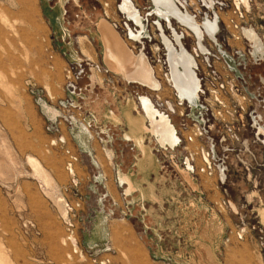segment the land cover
I'll return each instance as SVG.
<instances>
[{
  "label": "rangeland",
  "instance_id": "obj_1",
  "mask_svg": "<svg viewBox=\"0 0 264 264\" xmlns=\"http://www.w3.org/2000/svg\"><path fill=\"white\" fill-rule=\"evenodd\" d=\"M133 1L141 14L157 9L153 0ZM181 1H191L189 12L201 23L212 21L215 33L224 41L220 52L212 42L207 43L214 52L206 44L212 55L220 59L215 64V74H210L206 57L198 58L199 62L203 58L206 61L201 68V75L206 78L202 98L205 105H178L175 91L164 78L165 70L157 63L166 54L153 25L157 17H151L146 24L152 41L144 40V51L157 71L162 91L144 93L173 104L172 123L176 127L180 115L186 114L191 125L197 121L202 130L210 132L209 137L216 143L213 159L225 169V179L219 181L217 169L212 176L200 172L193 176L181 166L193 154L196 165L205 168L203 151L210 153L205 144H188L175 155L167 152L166 158L156 151L162 165L167 166L162 171L160 188L166 198H159L161 211L145 216L142 223L134 212L120 210L129 194L125 192L127 196L123 197L112 182L106 191L109 198L105 200L104 212L94 218L89 210L97 205L99 196L84 200L88 208L83 202L76 209L79 200L63 191L67 209L64 220L45 195L40 179L33 177L32 168L26 164L27 156L39 159L60 188L71 183L65 168V144L71 141L67 131L71 130L62 126L63 145L44 129L49 118L44 107L56 111V104L64 97L68 62L60 56L59 45L44 21L40 0H0L1 264H264V133H259L260 127L264 129V0H246L247 7L241 0ZM71 3V34L64 40L67 44L61 42L60 46L64 51L73 50L75 60L85 55V49L89 50L86 56L100 61L101 40L94 34L92 38L84 29L94 28L106 14L120 23L121 29L115 30L137 54L140 46L127 39L117 14L118 2L110 7L104 5L107 0ZM202 6L208 10L202 11ZM249 31L258 37V46L247 38ZM82 37H87L83 45L79 43ZM193 44V36L187 38L186 47L191 50ZM159 46L161 50L156 51ZM103 77L99 76L98 81ZM79 119L86 122L84 116ZM5 147L14 167L8 164ZM102 162L105 166L106 160ZM230 202L237 212L229 207ZM67 203L74 209L70 214ZM68 222L73 225L70 231Z\"/></svg>",
  "mask_w": 264,
  "mask_h": 264
},
{
  "label": "crops",
  "instance_id": "obj_2",
  "mask_svg": "<svg viewBox=\"0 0 264 264\" xmlns=\"http://www.w3.org/2000/svg\"><path fill=\"white\" fill-rule=\"evenodd\" d=\"M71 2L72 0H40L44 21L48 25L53 38L59 45L60 56L67 62L75 61L76 57L73 50L68 49L64 51V48L60 46L61 42L66 43V41H64L65 38L67 35L69 36V34H71L68 30L69 25L72 23V16L68 15V7L72 6ZM117 2L118 0H107V3L104 5L105 7H110V5ZM117 14L121 19L122 16L118 11ZM106 15L107 18L104 17L102 21L112 25V22L116 20L112 19L110 15ZM100 21L101 20H98V23L95 24V29L93 27H86L84 31L92 35V38L94 34L101 40L100 30L97 29V25L100 24ZM101 43L103 49L101 52L102 56L98 58L100 61L103 60L102 62L107 66V62H104L105 49L102 40ZM106 68L108 69L109 67L107 66ZM108 71L109 73L104 75L102 81H98L99 84L92 96V100L84 103V112L82 116H84L86 122H88L91 120L89 117L90 114V116L96 120L97 126L101 131L107 132V130L110 129V132L114 134L115 142L111 151L112 155H114V164L111 166L106 161V165H103L102 161L106 159L101 152L100 145L94 139H90L88 133L85 132L82 127L67 131L71 141L65 144V149L79 158L78 163L74 166L76 181L79 184L77 191L86 201L90 197L97 199L100 195V191H102L101 189H96L95 185L92 183L96 173H100L107 178V182L105 183L107 192L110 182L115 184L118 190L120 189L126 192L128 189V184L126 180H124L126 178L131 184L133 183V190L128 196L126 195V199H123L124 205H119L120 210L123 212H134L136 215L135 217L143 223L145 216H153L161 211L162 208L158 205L159 198L161 200L166 198L165 194H163V189H160L163 188L161 183L163 170L162 162H160L156 152L158 150V142L153 136H149L150 132L146 130L149 125L148 120L146 116L142 114L139 102L132 94L133 91H136L140 96L141 94H147L144 93L145 90L151 93L152 91L143 88L134 81L130 80L129 82V79L126 80L125 77L123 78L122 74H119V76L118 73L116 74L110 69H108ZM147 95L150 96V93ZM139 120L141 122H138ZM140 123H142V125L144 124V127L141 126ZM138 136L140 138L142 137V139L140 140ZM137 138H139L142 143L137 140ZM131 146H133V151H130ZM140 147L142 149H140ZM4 154L9 158L11 163L10 166L14 167L15 162L10 157L9 150L6 147L4 148ZM26 164L29 166L27 161ZM26 174L28 175V172H26ZM100 179L101 178L97 180L99 181ZM118 182L123 183L122 188L118 186ZM133 186L135 188H133ZM84 207L88 208L87 202L84 203ZM82 210L85 211L84 208H82ZM155 225H157V223H155ZM158 245L159 243H157L156 246Z\"/></svg>",
  "mask_w": 264,
  "mask_h": 264
},
{
  "label": "bare ground",
  "instance_id": "obj_3",
  "mask_svg": "<svg viewBox=\"0 0 264 264\" xmlns=\"http://www.w3.org/2000/svg\"><path fill=\"white\" fill-rule=\"evenodd\" d=\"M241 1H243L245 3L244 6L247 7V1ZM153 2L157 6L156 13L149 11L148 13L141 14L131 0H123V4L120 6L121 11L119 12L129 17V20H126V25H123L124 28H127H125V31L127 32V39L140 46L137 54H134L131 51L134 48L130 49L126 45L125 41L122 39L120 34L114 28L112 29V27H110V25H108L106 22L100 21V27L97 28L98 30H100L101 40L105 49L104 62L106 61V64L110 66L109 69L112 68L113 70L117 71L118 75L122 74L123 78L125 77L126 80L129 79V82L130 80L134 81L143 88L155 93H159L160 91H162V83L157 76V71H155L153 65L151 64L149 58L146 55V52L144 51V40L152 41L151 34L148 32V34H150L148 35L146 32V26L149 24L151 17H161L162 20H158L156 25L153 24L156 30V37L159 39L161 47H164V51H169L168 63L172 69V80L174 82L173 90L175 92L177 91L176 95H179L180 101H182L178 105H188V102H194L196 99L200 98L199 92L201 85L199 84V76L193 68L195 66H199L197 58H199L202 54H207L208 49L205 46V42L207 41L206 34H208L209 37H211L213 40L216 39V37L213 36L215 24L212 25V21L209 20L208 22L201 23L197 20V18H194L193 15H191L189 12L190 7H192L191 1H189V4L184 3L181 0H153ZM183 8L186 9V12L183 11ZM202 8V11L208 10V7L206 6H202ZM202 11L200 12V9H197V12L199 14L202 13ZM174 19L177 21V23H174ZM175 24H178L179 28L182 27L181 30L184 38L186 36H193L194 44L191 50L186 47L185 43L182 40L183 37L180 33L181 31L178 30V27H175ZM134 26H136L135 30L133 29ZM247 33L249 34V37L247 38H250V40L254 42V45L258 46V37H256V35L251 31ZM83 44L84 43H82V45ZM83 50L84 53L87 55L89 50H87L88 52L85 49ZM160 50V46L156 48V51ZM160 63H162L163 65L162 61H160ZM180 66L183 67L184 71L180 69ZM139 106L142 114L146 116L148 120L149 125L147 127V130L152 134L156 141L163 147L167 144L175 146L179 138L175 135L176 128L170 118L167 117L166 113H164L161 109L157 108L154 102L146 95H141ZM169 108L174 111L173 104L169 103ZM51 109L49 110L46 106L44 107V111H46L48 114H55L54 108L53 110ZM138 122L141 121L139 120ZM140 124L144 127V124ZM139 138H137V140H139ZM141 139L142 137L140 138V140ZM140 149L142 148L140 147ZM207 156V152H205L204 150L202 161L206 164H210V159H208ZM27 162L32 168L33 177H38L42 181L41 185L43 184V186L46 188V194H44L49 198V200H51V202L54 203L59 215L62 217V219L65 220L67 217V209L65 208L63 203L64 196L58 191L60 187L58 186L53 175L50 173L49 170L44 167L42 162L34 156H29ZM187 162L188 167L191 169L192 164L190 159H188ZM8 164L9 166L11 165L10 161L8 162ZM9 166L6 165V167ZM219 171L221 172L222 179H225V169L222 166H219ZM124 180H126L128 184V189L126 190V193L129 194L132 189L133 183L131 184L130 181H128L126 178ZM41 185L39 184V186ZM133 188L135 187L133 186ZM229 207L235 210V212H237V208L232 202L229 203ZM261 214L264 220V209ZM66 241L67 240L65 239L63 242Z\"/></svg>",
  "mask_w": 264,
  "mask_h": 264
},
{
  "label": "built area",
  "instance_id": "obj_4",
  "mask_svg": "<svg viewBox=\"0 0 264 264\" xmlns=\"http://www.w3.org/2000/svg\"><path fill=\"white\" fill-rule=\"evenodd\" d=\"M133 3L134 1L131 0ZM186 3V2H184ZM123 4V0H118L117 8L120 10V6ZM181 5V4H180ZM182 6V5H181ZM138 8V7H137ZM140 11V9L138 8ZM121 11V10H120ZM157 11V9H156ZM156 11L154 13H156ZM183 11L186 12V9L183 8ZM192 15V13L190 12ZM197 14H199L197 12ZM121 22L123 25H126V20H129V17L127 15L121 14ZM194 18H197L196 16L193 15ZM107 18V15H106ZM161 17L157 16L158 20ZM175 20V19H174ZM174 23H177L175 20ZM156 25V24H155ZM178 25V24H175ZM112 26L114 29H121V25L119 22L113 21ZM176 27V26H175ZM179 27V25H178ZM126 28V27H125ZM136 26L133 27L135 30ZM127 29V28H126ZM182 37H183V42L186 45V40L187 38L190 37H185L183 36L182 30H180ZM214 32V37H216L215 40H213L211 37H209L208 34L207 36V41L205 42L209 46L208 41L212 42V45L214 44L217 48L218 51L220 52L223 49L224 41L221 39V36H218L215 31ZM207 48V47H206ZM209 48L214 52L212 46H209ZM208 49V48H207ZM166 50V49H165ZM166 54H164V59L158 58L157 63L161 65L164 72V78L168 85H170L172 88H174V82L172 80V69L168 63V55L169 51H165ZM201 56L206 57L207 62L204 60L199 62V66H195L193 69L199 76V84L201 85L200 87V98L196 99L194 102L196 106L202 108L205 104L202 101L203 96L205 95V91L203 90V82L205 83V77L201 75V68H202V63H210L208 65V69L210 71V74H215L214 71L216 70V63L220 60L218 57L213 56L212 53L208 50L207 54H202ZM200 56V57H201ZM199 57V58H200ZM198 60V58H197ZM160 61L163 62L160 63ZM167 64H166V63ZM218 64V63H217ZM180 69L184 71L183 67L180 66ZM109 71L100 61H95L93 58L86 57L83 55V57L79 58L78 60L68 62V67L65 71V84L63 86V92H64V97L58 101L56 104V113L54 115L48 114L49 118H47V122L45 124V132L50 135L56 137L61 144H65V140L62 136V131H63V125H67L71 130L77 127H82V129L88 133V136L90 139L97 140L98 144L100 145V149L102 154L104 155L106 161L112 166L114 164V155H112V147L115 142V136L113 133L110 132V129L107 130V132L101 131L99 127L97 126L96 120L90 116L91 118L90 121L82 123L79 119V117L82 116V113L84 112V103L91 101L92 96L96 90V87L98 86V80L99 76L108 74ZM171 79V80H170ZM172 83V85H171ZM177 92V91H176ZM175 92V93H176ZM132 94L134 97L137 99V101L140 103V97L139 93L136 91H133ZM177 99L180 101L179 95H176ZM155 104V106L159 109H161L164 113H166L167 117L170 118L172 121V116L175 114V110H171L169 108V103L170 102H162L159 100L158 96L157 98H151L148 96ZM158 99V100H156ZM182 101H180L181 103ZM190 103V102H188ZM183 106V105H182ZM85 124V125H83ZM176 130H175V135L179 138V140L176 142L175 146H171L170 144H167L166 146H161L159 143L158 147L159 150L158 152H161V154L166 158L168 157L167 152L170 154L175 155L177 152H180L182 150L186 149V146L188 144H193L196 142H200L201 144H205L206 148L209 149L210 153L208 154L209 159H211V164H206L205 168L198 167L196 165V158L195 155L190 154L189 157L184 159V162L182 163L181 166H183V169L188 172L190 175L196 176L197 172L200 173H205L209 176H212L213 173L215 172V169L219 171V166L216 165L215 161L213 159L216 143L214 138L209 137L210 132H206L205 130L201 129V125L199 122L194 121L193 125L190 124L189 122V116L186 114H181L180 115V121L178 123V127L174 125ZM210 129V128H209ZM211 130V129H210ZM230 133L234 134L233 131H230ZM199 143V144H200ZM130 151H133V146L130 147ZM202 151V149L200 150ZM67 153V163H66V171L68 174L71 176V183L69 186L65 188H60L61 193L63 194V191L72 195L73 198L76 200H79V203L76 204V209L81 208V204L86 201L83 196H81L78 191V182L76 181V174H75V169L74 166L76 163H78L79 158L75 155H72L70 151H66ZM212 154V156H211ZM172 158L174 156H171ZM171 158V159H172ZM190 159L192 168L190 169L188 167V162L187 160ZM175 167H179L178 164H174ZM167 166L162 165V170L166 168ZM174 172V171H173ZM218 177L219 181L222 182L224 179L221 177V172H218ZM101 178L99 181L97 179ZM107 182V178L104 177L100 173H96L95 176L93 177L92 183L95 185L96 189H101L99 198L97 200V205L94 204V208L89 210V215L91 218H94L97 213H103L104 212V203L106 202L105 200L109 198V194L106 192V186L105 183ZM118 186L120 188L123 187V183L118 182ZM64 195V194H63ZM122 196L126 197V194L124 191H122ZM66 199V198H65ZM125 199V198H124ZM85 200V201H84ZM67 202V201H66ZM88 202V201H87ZM84 204V203H83ZM112 204L114 205L113 201ZM90 207V206H89ZM67 208L70 211H74L73 208L69 207V204L67 203ZM69 218V217H68ZM68 227L69 231L70 228H73V225L68 222ZM72 238V235L68 237ZM74 238V237H73Z\"/></svg>",
  "mask_w": 264,
  "mask_h": 264
},
{
  "label": "flooded vegetation",
  "instance_id": "obj_5",
  "mask_svg": "<svg viewBox=\"0 0 264 264\" xmlns=\"http://www.w3.org/2000/svg\"><path fill=\"white\" fill-rule=\"evenodd\" d=\"M87 40V37H82V38H79V43L82 44V43H85L84 41ZM83 53H84V50H83ZM85 54V53H84ZM86 56V54H85ZM88 57V56H86ZM261 135L264 133V129L262 127H260V132H259ZM264 136V135H263ZM128 180V179H127ZM129 181V180H128Z\"/></svg>",
  "mask_w": 264,
  "mask_h": 264
}]
</instances>
